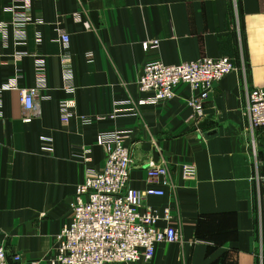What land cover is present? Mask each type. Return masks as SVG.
I'll return each instance as SVG.
<instances>
[{"label":"crops","instance_id":"0c3cea01","mask_svg":"<svg viewBox=\"0 0 264 264\" xmlns=\"http://www.w3.org/2000/svg\"><path fill=\"white\" fill-rule=\"evenodd\" d=\"M10 5L0 0V21L10 20ZM29 17L26 45L15 46L10 34L2 48L9 63L0 65V87L14 77L20 89L35 86V58L42 57L47 89L35 111L24 109L17 90L2 93L0 246L7 254L18 255V264H49L55 236L70 223L77 185L87 169L102 166L96 135L118 129L128 132L129 186L162 190L143 204L169 208L178 233L176 242L156 247L151 261L129 264H264L263 190L255 180L264 176V130L253 129L247 116L249 91L264 87V0H32ZM59 29L69 37L76 86L67 126L59 113L70 98L62 89ZM152 39L158 49L144 51L142 43ZM16 52L26 55L15 64ZM203 57L229 58L236 70L215 84L202 117L181 85L169 101L111 118L115 102L142 97L137 80L147 62ZM81 116L95 121L82 126ZM42 136L52 139L51 154L41 151ZM82 147L90 149L88 165L76 157ZM160 164L167 185L147 177ZM184 164L194 166L193 179H183Z\"/></svg>","mask_w":264,"mask_h":264},{"label":"built area","instance_id":"2783aa9c","mask_svg":"<svg viewBox=\"0 0 264 264\" xmlns=\"http://www.w3.org/2000/svg\"><path fill=\"white\" fill-rule=\"evenodd\" d=\"M32 0H11L7 8L11 18L0 21V65L9 61L3 58L2 48L7 45L11 34L15 46L26 45V29L31 23L29 13ZM85 28L88 23L83 22ZM62 52L59 55L61 65L62 89L70 96L59 103L60 120L67 126L75 116V101L72 98L76 86L72 56L67 52L68 35L58 30ZM39 42V37H36ZM144 51L157 50L159 40L152 39L142 43ZM25 53L16 52L12 63H17ZM91 62L90 53L86 54ZM45 59L35 58V86L27 89L18 88V83L11 78L0 87V109L2 93L17 90L20 101L26 111H35L42 98L39 92L47 89ZM236 70L229 58L203 57L195 61L178 65H165L158 60L144 64L137 80V88L142 97L114 103L111 118L120 115H134L144 106H155L169 101L175 96V90L185 85L192 95L188 104L197 117H202L204 104L208 100L215 84ZM247 116L253 129L264 130V87L254 88L248 93ZM82 126L92 124L95 119L81 116L78 118ZM30 118H24L29 123ZM124 130L101 131L96 135V145L102 148L103 162L98 170L87 169L82 183L76 187L74 198L70 204V223L54 238V254L48 259L49 264H119L149 262L159 244H170L178 240V233L169 225L170 209L161 212L149 205H144L147 197L163 196L160 189L147 188L138 190L129 186L131 171V152L125 145ZM41 151L53 152V142L49 137H40ZM90 149L80 148L76 157L84 164H90ZM195 168L192 164L182 166L183 179H193ZM168 169L165 164L151 166L147 169V177L157 180L161 185L168 184ZM255 180L263 190L264 210V176L257 175ZM158 222H165L158 227ZM18 255H8L0 246V264L20 263Z\"/></svg>","mask_w":264,"mask_h":264},{"label":"water","instance_id":"95a60500","mask_svg":"<svg viewBox=\"0 0 264 264\" xmlns=\"http://www.w3.org/2000/svg\"><path fill=\"white\" fill-rule=\"evenodd\" d=\"M153 156L156 157L155 152L153 153Z\"/></svg>","mask_w":264,"mask_h":264}]
</instances>
